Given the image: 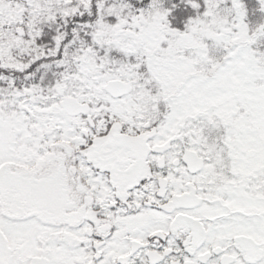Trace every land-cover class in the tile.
Wrapping results in <instances>:
<instances>
[{
    "label": "snow or ice",
    "instance_id": "6c2138e0",
    "mask_svg": "<svg viewBox=\"0 0 264 264\" xmlns=\"http://www.w3.org/2000/svg\"><path fill=\"white\" fill-rule=\"evenodd\" d=\"M0 264H264V0H0Z\"/></svg>",
    "mask_w": 264,
    "mask_h": 264
}]
</instances>
